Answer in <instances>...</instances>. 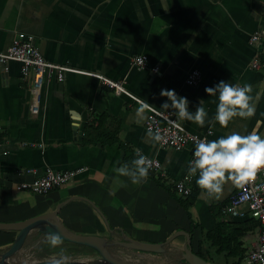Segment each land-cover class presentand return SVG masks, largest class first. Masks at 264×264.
Returning a JSON list of instances; mask_svg holds the SVG:
<instances>
[{"label":"crops","instance_id":"1","mask_svg":"<svg viewBox=\"0 0 264 264\" xmlns=\"http://www.w3.org/2000/svg\"><path fill=\"white\" fill-rule=\"evenodd\" d=\"M262 30L264 0H0V51L19 33H26L34 37L46 60L122 81L133 95L157 109L164 110L160 107L167 99L160 95L161 89H175L187 97L193 111L204 99L208 112L204 126L187 120L184 125L193 133L208 135V140L232 131L244 134L257 121L262 122L264 133V68L251 67L256 55L264 60V46L259 52L250 43V37ZM138 54L149 56L145 68L135 64ZM156 66L159 72L154 71ZM193 69L202 72L198 85L187 82ZM220 80L252 85L256 108L252 117L236 118L227 128L207 122L215 113L216 97L205 88ZM42 94L40 111L34 112L31 79L22 76L20 62L11 61L7 67L0 64V222L43 215L68 201L58 217L75 233L163 243L176 231L185 230L191 235L193 250L210 262L220 256L224 264H243L240 255L230 256L208 239L216 223L226 219L238 225L237 229L229 227L231 233L244 231L237 243L245 254L256 243L258 224L245 230L247 218L222 213L238 188L226 180L219 198H210L193 176L189 196L196 198L187 210L181 200L189 196L181 197L175 184L187 176L191 149L176 150L147 138L148 109L139 120L140 104L83 73L68 72L63 81L48 76ZM70 99L87 114L83 133ZM91 126L99 131L94 130L88 140ZM114 137L119 142L109 141ZM119 143L128 147L127 154ZM137 148L160 160L162 168L150 171L139 184L123 176L115 179L114 169L130 162ZM34 168L40 174L47 168L85 170L47 194L17 190L16 185L35 178L30 172ZM17 235L15 230H0V252ZM47 239L48 235L34 230L16 255L45 243L49 251L33 258H59L60 250L50 247ZM185 243L186 236L180 235L165 246L164 253L121 246L112 253L141 263L173 264L183 259ZM62 248L68 259L98 254L71 242Z\"/></svg>","mask_w":264,"mask_h":264},{"label":"clouds","instance_id":"2","mask_svg":"<svg viewBox=\"0 0 264 264\" xmlns=\"http://www.w3.org/2000/svg\"><path fill=\"white\" fill-rule=\"evenodd\" d=\"M209 96L216 97V108L213 117L207 122L218 123L222 128H227L236 118L246 121L254 115L256 108L252 96V85L249 83L237 84L231 80H220L212 87H206ZM160 95L167 99L162 103L164 110H172L177 121H191L199 126H204L208 112L201 99L190 110L189 100L185 96L178 95L175 89H161ZM148 103H143L137 109L138 119L144 118ZM175 123V121L173 122ZM262 122L257 121L250 131L242 134L232 131L216 139H201L195 144L192 158L187 162V178L196 177L195 183L210 198H219L224 191L225 182L230 181L235 188L252 182L258 172L264 169V133L260 131ZM245 129L247 125L244 124ZM147 138L153 142L162 141L160 129L148 128ZM151 160L142 149H135L133 158L122 162L114 171L119 177H127L131 183L139 184L145 181L150 172ZM50 247L61 245V237L50 234L47 239ZM68 257L65 250L60 248L59 258L53 260V264H65Z\"/></svg>","mask_w":264,"mask_h":264},{"label":"built area","instance_id":"3","mask_svg":"<svg viewBox=\"0 0 264 264\" xmlns=\"http://www.w3.org/2000/svg\"><path fill=\"white\" fill-rule=\"evenodd\" d=\"M250 43L260 52L264 46V31L255 32L250 37ZM11 61L20 62L22 76L31 79L34 94L31 109L34 112L40 111L43 99L42 89L46 78L55 76L58 81H63L68 72L83 73L97 77L108 86L114 88L118 94L127 95L140 105L147 103L133 95L122 81H116L99 73L86 72L46 60L41 50L34 43V37L26 33H19L5 51H0V64L7 67ZM134 62L139 68H145L149 62V56L147 54H138L134 57ZM251 67L253 69L264 68V60L260 55H256L252 59ZM159 70V66L154 68L155 72H159ZM201 79L202 72L199 69H193L188 75L187 82L190 85H198ZM147 109L149 115L145 121L146 128H152L153 130L158 128L161 130L162 141L158 143L161 146L171 147L176 150L190 148L191 159L195 144L201 139H208V135H199L189 131L185 127L184 121H177L171 111L160 110L150 104ZM174 121L175 123H173ZM150 160V171H158L162 168L160 160L156 158H150ZM84 170V168L68 170L47 168L43 174H40L39 169L34 168L30 172L35 178L31 182H23L16 185V189L37 194H47L53 189L71 182ZM190 181L191 178L185 176L176 182L175 189L181 197H187L191 194L192 189L188 185ZM222 213L231 218H253L258 222L257 241L245 254L243 263L264 264V169L258 172L252 182L242 188H238L237 192L232 195L230 203L222 209Z\"/></svg>","mask_w":264,"mask_h":264},{"label":"water","instance_id":"4","mask_svg":"<svg viewBox=\"0 0 264 264\" xmlns=\"http://www.w3.org/2000/svg\"><path fill=\"white\" fill-rule=\"evenodd\" d=\"M69 103L71 108L77 112L78 116H80V118H76L75 121L78 124H81L80 133H83L86 127L87 114L84 112L83 107L76 101L70 99ZM67 202L68 201H65L64 203L66 204ZM64 203H61L54 211L23 221L0 222V230L18 231V235L13 244L6 251L0 252V264H53V260L56 258L23 262H17L15 260V255L24 247L28 236L34 230H39L41 233L48 236L50 234H57L61 237V240L89 247L99 255L98 258L68 259L65 261V264H149L117 257L111 252L110 248L111 246H121L136 251L164 253L166 251L165 246L180 235L186 236L183 259L180 262L173 264H213L204 257L198 255L193 250L191 235L185 230L176 231L167 241L163 243L138 241L129 237H125L122 240H109L97 235H83L75 233L67 228L58 217L59 211Z\"/></svg>","mask_w":264,"mask_h":264},{"label":"trees","instance_id":"5","mask_svg":"<svg viewBox=\"0 0 264 264\" xmlns=\"http://www.w3.org/2000/svg\"><path fill=\"white\" fill-rule=\"evenodd\" d=\"M94 130H98V128H94L91 126L89 128V132L87 135V139L90 140V135L93 134ZM99 131V130H98ZM100 133V132H99ZM110 142H116L119 140L117 137L111 138L109 140ZM124 149L126 154L129 152V149L127 146L119 143ZM131 156H128L127 159H130ZM196 196H189L185 200H181V203L183 206L188 210L189 207L194 203ZM245 222V221H244ZM245 224L244 228L245 230H248L250 228H254L257 226L258 222L253 219V218H247L246 222L243 223ZM233 226L234 228L237 229L238 225H232V223L226 219H220L214 228L208 232V239L211 240L215 245L219 246V250L223 251L226 250L228 251V254L230 256H237L240 255L242 259L245 257V251L243 249H239V243H237V238L240 234H242L244 231L240 230L237 231L235 229V232L231 233L229 230V227ZM238 250V251H236ZM201 257H204L203 254L197 253Z\"/></svg>","mask_w":264,"mask_h":264},{"label":"rangeland","instance_id":"6","mask_svg":"<svg viewBox=\"0 0 264 264\" xmlns=\"http://www.w3.org/2000/svg\"><path fill=\"white\" fill-rule=\"evenodd\" d=\"M62 243L61 245L57 246L55 249H59L62 248L63 245H67L68 243L70 242H67V241H64V240H61ZM111 252L112 251H115L116 248L114 246H111L110 248ZM49 251L48 250V246L45 244V243H40V244H37V247H36V250H32V249H26L25 251H22L21 253H19L18 255L15 256V260L17 262H23V261H32V260H35L33 258V256L37 255H41L42 253H45ZM99 255L98 254H94L93 253V258H98ZM212 263L213 264H224L223 261H224V257H220V256H215L213 259H211ZM209 261V260H208ZM210 262V261H209ZM244 264V263H243Z\"/></svg>","mask_w":264,"mask_h":264}]
</instances>
